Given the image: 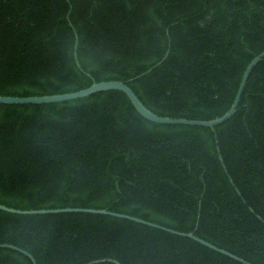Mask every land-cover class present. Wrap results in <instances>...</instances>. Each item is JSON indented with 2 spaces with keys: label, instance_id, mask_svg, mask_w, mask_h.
Instances as JSON below:
<instances>
[{
  "label": "trees",
  "instance_id": "1",
  "mask_svg": "<svg viewBox=\"0 0 264 264\" xmlns=\"http://www.w3.org/2000/svg\"><path fill=\"white\" fill-rule=\"evenodd\" d=\"M262 50L264 0H0V95L117 79L157 115L209 120L227 111ZM0 203L104 208L264 264V57L213 129L149 121L119 90L0 104ZM0 243L36 264H243L188 237L84 212L0 210ZM0 264L32 263L0 247Z\"/></svg>",
  "mask_w": 264,
  "mask_h": 264
},
{
  "label": "water",
  "instance_id": "2",
  "mask_svg": "<svg viewBox=\"0 0 264 264\" xmlns=\"http://www.w3.org/2000/svg\"><path fill=\"white\" fill-rule=\"evenodd\" d=\"M75 56V52H74ZM264 57V50H262L260 53L255 55L246 65L245 69L243 70L236 94L234 96V99L227 109L226 112H224L221 116H218L213 119L209 120H202V119H188V118H182V117H168V116H160L156 113L152 112L150 109H148L138 98L136 93L132 90V88L127 84V82L117 79H109V80H101V81H93L88 87H85L80 90L71 91V92H65V93H59V94H51V95H41V96H7V95H0V104H42V103H53V102H61L76 98H81L88 96L90 94L99 92V91H106V90H119L122 91L131 102L132 106L135 108V110L145 119L155 122V123H161V124H186V125H199V126H205L209 128H214L215 125L220 124L230 118L234 112L236 111V107L239 103L241 94L243 92L244 86L246 84L247 77L253 67ZM148 71V70H147ZM147 71L143 72L142 74L146 73ZM141 74V75H142ZM218 151V147H217ZM219 152V151H218ZM219 159L221 160V156L219 155ZM222 162V160H221ZM0 210L15 213V214H47V213H62V212H84V213H93V214H104V215H110L113 217L123 218L130 221H134L137 223H141L150 227L158 228L160 230L167 231L172 234H176L183 237L191 238L200 244H203L204 246L215 250L221 254H224L238 262H241L243 264H251L250 262L244 260L243 258L237 256L236 254H233L223 248L217 247L216 245L196 236L193 232H183L178 231L172 228H168L166 226L144 220L142 218L132 216L125 213L115 212L104 208H89V207H63V208H48V209H19V208H13L9 207L7 205H4L0 203ZM0 247L3 248H9L13 250H17L24 255H26L32 264H36L34 257L27 251L23 250L22 248H19L17 246L6 244V243H0ZM109 261L113 262L115 264H120L118 261L112 259V258H102V259H95L91 260L89 262H86L84 264H92L97 262H104Z\"/></svg>",
  "mask_w": 264,
  "mask_h": 264
}]
</instances>
